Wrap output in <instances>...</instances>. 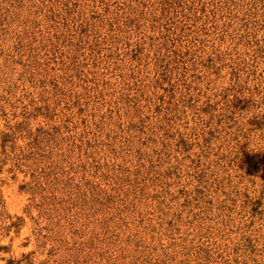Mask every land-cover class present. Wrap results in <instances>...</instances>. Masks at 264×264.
I'll return each mask as SVG.
<instances>
[{"label":"rangeland","instance_id":"1","mask_svg":"<svg viewBox=\"0 0 264 264\" xmlns=\"http://www.w3.org/2000/svg\"><path fill=\"white\" fill-rule=\"evenodd\" d=\"M122 2H8L14 9L0 20V264H264V0H172L163 16L157 4L123 14ZM126 16L137 19L124 36L140 44L138 61L120 56L109 65L106 23ZM170 56L172 91L193 80L194 100L159 99L171 92L160 65ZM123 104L140 107L132 116L144 126L163 115L174 123L165 134L155 127L144 146L138 136L129 145L109 132L108 117ZM39 127L47 134L32 146ZM178 134L185 152L175 149Z\"/></svg>","mask_w":264,"mask_h":264},{"label":"trees","instance_id":"2","mask_svg":"<svg viewBox=\"0 0 264 264\" xmlns=\"http://www.w3.org/2000/svg\"><path fill=\"white\" fill-rule=\"evenodd\" d=\"M170 1H172V0H158L156 3H152L151 2L148 5V4H146V0L145 1H142V0H126V3L123 4V2H122V7L121 8H123L122 13L123 14H127V10L126 9L133 8L134 10H136L137 8H144L146 6L154 7L155 4H157L158 10L160 12V16H163L165 13L168 14ZM8 2H9V0H1L0 1V3H4V6L0 7V20L4 19L3 18V16H4L3 14L6 15V18L10 17V16H8V14H10L11 9H14V5H11V8L9 9V5L10 4H8ZM154 9H157V8H154ZM51 12L53 13L52 10H51ZM136 13L143 14V10L141 9V11H140V9H139ZM52 15H54V14H52ZM56 15H59V14L57 13ZM1 17H2V19H1ZM136 20L137 19L129 18V17L126 16L125 22H122V23L115 22L114 26H112L113 23H106L108 25V27H109L108 30H107L108 34H106V35H104L102 37V41L107 44V47H105L106 53L103 55V56H105L106 60L108 61L107 64L111 65L112 63L117 62V59H121V58H119L120 56H122L123 58L127 57V59L130 62L138 61L137 59L139 58L138 57V52L140 50V44L138 42L134 43V44L130 43V42H128L127 37L124 36L125 35V29L131 27L130 25L134 26ZM82 24H83V21L78 23L77 26L82 28V30H80L81 32H85L86 26H82ZM172 33L174 34V32H172ZM63 40L64 41L67 40V45H69L72 42L70 39H68V37H66ZM97 44H99L97 39H95L93 42L89 43L88 49H89V54L90 55L92 53H94V51H95L94 47ZM132 44H133V46L130 47ZM77 45H78V43L75 44V46H77ZM162 46H163V44H159V47H162ZM120 49H121V52H119ZM179 51L180 50L175 52V53H177L178 56H180L178 54ZM170 59H171V56H170V58L168 60L165 59L164 63L160 64V65L162 67L161 69H162L163 74L164 75L168 74L167 76H169V80H168L167 83L170 86L169 88L171 89V92H170V94H168V96H167L168 98L167 99H164L163 97H160L159 99L160 100H194L191 92H189V89L191 88L190 82H193V80H191L190 82H187L184 78L182 79L181 83H182L183 90H185V92L182 93V90H178V91H176L177 95H175L174 91H172L176 81H171L170 80V78H171L170 75H169L170 72H168V67H169V64L171 63ZM178 61H179V63H182L181 60H178ZM207 61H208V63L205 65V67L211 68L212 57L208 55V57L206 58V62ZM94 65H96V64L94 63ZM197 65H201V58H200V60H198V62H192L190 67H191L192 70H195L196 67H198ZM107 66L108 65H106L105 67H107ZM201 66H203V65H201ZM66 70H67V68H65L64 74L66 73ZM73 71L75 72L74 75H77L81 70H79L78 67L76 66V67H74ZM88 72L91 73V74H94L93 71H88ZM179 74H180V77L183 76L182 75L183 73H179ZM194 74L196 76L198 75L197 73H194ZM91 82H93V81H91ZM153 83H157V81L156 82L154 81ZM124 84L126 86H128V88H130L129 84H127V83H124ZM122 88H124V87H122ZM86 89L87 90L88 89H90V90L92 89L93 90L94 88H92V86H89V87H86ZM51 91L52 90H49L47 92L51 93ZM137 91L138 90L136 88L135 95H136ZM97 92H99V91H97ZM121 96L122 95L118 96L116 98V100H139L138 99L139 96L138 97H136V96H130L129 97L127 95L125 99H122ZM122 103H125V102H122ZM123 105H126V106H124L123 112L121 110L117 109L115 114H114V117L112 115H110L108 117V118H110L112 120L110 122L111 124H110V127H109V129H110L109 132L113 131L114 129H117V131H118V133H116L117 136L119 138H121V139L124 138L123 141L126 142L129 145L133 142V139L138 136V139L141 138L142 142H141V139H140V142H137V145H141V146L143 145L144 146V145H146V142L151 141L152 139L154 140V136H155V132H156L155 127L158 128V130H161L163 132V134H165V133H167V128L172 127V124L174 123L172 118H169V117H166L165 115H163L159 119H157L158 121L161 122L160 125L153 126L150 123V125L144 126V124H142L143 123L142 119L138 118L137 120H134L133 116H132V112L135 113L136 111H138V109H140V107H138V105H135L136 107L132 106V108H131V106L129 107L128 104H123ZM158 117L159 116H157V118ZM157 120H155L153 122H156ZM101 123H102V121H100L99 124H101ZM95 124H97V123H95ZM41 128L42 127H39V128H37L35 130L34 137L32 138V141L30 142V144L32 146H36L37 145L36 143H38V142H40L42 140L43 135L45 134L46 131L41 129ZM123 130L126 132V136H124V137L120 134V132H122ZM136 133H138V135H135ZM46 134H47V132H46ZM2 135L5 136V137L9 136V134H7L6 132H4ZM108 138H109V135L106 134L105 146H106V148L108 147V148L112 149V150H109L110 152H115V151H113L112 147H109L110 143L108 141ZM171 139H172V137H171ZM79 142L83 143L81 141V139H80ZM160 144L163 147L168 148L172 144V141L170 143H166L165 140H161ZM77 145L78 144H75L74 142L71 143V146H73V147H77ZM86 145H87L88 148H90V145H89L88 142H86ZM119 145H121V144H119ZM174 146L176 147L175 149L178 150L179 152L187 151V143H186V140L183 139L182 134H178V139L174 140ZM101 149H103V148H101ZM92 153L93 152H90V154H92ZM84 164H86V163H84ZM99 165H100V163H98V166ZM103 166L105 167V173L102 174V176H105V175L108 176V173H109L110 170H109V167L107 166L106 160H104ZM137 170H138V168L136 169V171ZM57 180L58 179H56V178H52L50 180V182H49V185L52 184L54 181H57ZM116 180L118 182L121 181L119 177ZM68 193H73V192H68ZM83 194H85V193H83Z\"/></svg>","mask_w":264,"mask_h":264}]
</instances>
